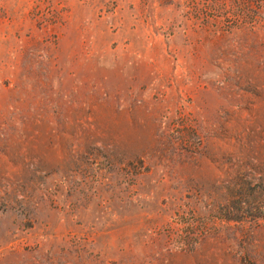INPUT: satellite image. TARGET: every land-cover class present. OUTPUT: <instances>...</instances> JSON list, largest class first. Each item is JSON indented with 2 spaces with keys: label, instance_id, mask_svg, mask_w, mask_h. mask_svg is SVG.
Wrapping results in <instances>:
<instances>
[{
  "label": "rangeland",
  "instance_id": "1",
  "mask_svg": "<svg viewBox=\"0 0 264 264\" xmlns=\"http://www.w3.org/2000/svg\"><path fill=\"white\" fill-rule=\"evenodd\" d=\"M0 264H264V0H0Z\"/></svg>",
  "mask_w": 264,
  "mask_h": 264
},
{
  "label": "trees",
  "instance_id": "2",
  "mask_svg": "<svg viewBox=\"0 0 264 264\" xmlns=\"http://www.w3.org/2000/svg\"><path fill=\"white\" fill-rule=\"evenodd\" d=\"M256 16L257 15H254V16H252L251 18H250V20H252V21H256ZM246 212H247V208H245V206L243 205V204H240V206H239V208L237 209V213H239L240 215H245L246 214Z\"/></svg>",
  "mask_w": 264,
  "mask_h": 264
}]
</instances>
